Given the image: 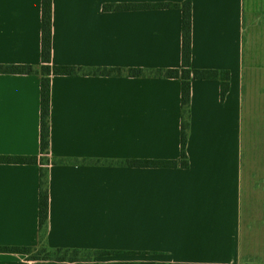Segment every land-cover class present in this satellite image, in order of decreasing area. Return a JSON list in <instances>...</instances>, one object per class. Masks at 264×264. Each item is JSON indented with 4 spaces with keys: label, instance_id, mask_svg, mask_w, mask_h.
<instances>
[{
    "label": "crops",
    "instance_id": "1",
    "mask_svg": "<svg viewBox=\"0 0 264 264\" xmlns=\"http://www.w3.org/2000/svg\"><path fill=\"white\" fill-rule=\"evenodd\" d=\"M53 0L52 63L180 68L182 10L105 11ZM42 0H0V64L41 66ZM190 166L180 160L178 78L53 75L47 240L52 248L125 250L90 260L0 264H264V0H192ZM41 76L0 73V155H40ZM40 165L0 163V246L39 244Z\"/></svg>",
    "mask_w": 264,
    "mask_h": 264
},
{
    "label": "trees",
    "instance_id": "2",
    "mask_svg": "<svg viewBox=\"0 0 264 264\" xmlns=\"http://www.w3.org/2000/svg\"><path fill=\"white\" fill-rule=\"evenodd\" d=\"M178 8L182 10V64L180 68H94L55 65L52 63V14L53 0H42L41 66L30 64H0V73L39 74L41 76L40 106V155H0V163L40 165L39 244L37 246H0V252L26 255L27 260L80 261L96 256L127 255L135 252L125 250H84L77 248H52L47 240L49 216V166L51 163H80L78 159L50 158L51 137V81L53 75H103L128 77L178 78L181 88V145L180 160L132 159L121 164L136 167H182L190 166L187 145L191 127V96L193 79H217L221 83V98L230 90L228 70L194 69L192 67V0L182 2L110 3L105 11L136 9ZM102 264H136L116 261ZM164 264V263H158Z\"/></svg>",
    "mask_w": 264,
    "mask_h": 264
}]
</instances>
